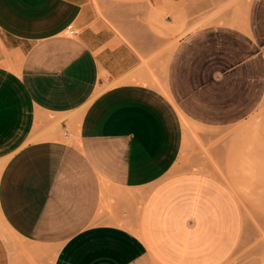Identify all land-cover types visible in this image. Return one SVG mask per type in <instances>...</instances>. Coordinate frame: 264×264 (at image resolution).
Segmentation results:
<instances>
[{
  "label": "crops",
  "instance_id": "crops-1",
  "mask_svg": "<svg viewBox=\"0 0 264 264\" xmlns=\"http://www.w3.org/2000/svg\"><path fill=\"white\" fill-rule=\"evenodd\" d=\"M150 1L167 22H232L165 56L87 0H0V264L53 247L51 264H223L235 249L234 197L177 161L192 125L260 104L264 0Z\"/></svg>",
  "mask_w": 264,
  "mask_h": 264
},
{
  "label": "rangeland",
  "instance_id": "rangeland-1",
  "mask_svg": "<svg viewBox=\"0 0 264 264\" xmlns=\"http://www.w3.org/2000/svg\"><path fill=\"white\" fill-rule=\"evenodd\" d=\"M97 17L123 41L130 35L164 41L167 56L189 31L232 21H172L167 11H156L150 0H87ZM221 11L213 12L218 17ZM190 22V23H189ZM160 43V42H159ZM155 43V44H159ZM60 120L51 131L59 130ZM71 121L67 131L71 133ZM177 164L180 173H197L223 183L235 199L240 215V236L223 264H264V95L244 121L225 128L192 125ZM246 168V169H245ZM57 248L43 256L28 257L31 264H51Z\"/></svg>",
  "mask_w": 264,
  "mask_h": 264
},
{
  "label": "bare ground",
  "instance_id": "bare-ground-1",
  "mask_svg": "<svg viewBox=\"0 0 264 264\" xmlns=\"http://www.w3.org/2000/svg\"><path fill=\"white\" fill-rule=\"evenodd\" d=\"M246 169V168H245Z\"/></svg>",
  "mask_w": 264,
  "mask_h": 264
}]
</instances>
